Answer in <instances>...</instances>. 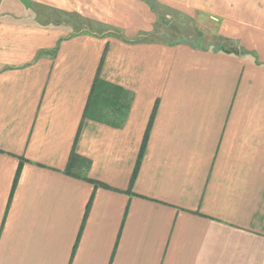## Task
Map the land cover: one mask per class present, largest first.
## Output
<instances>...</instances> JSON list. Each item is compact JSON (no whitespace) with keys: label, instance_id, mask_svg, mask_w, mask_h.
<instances>
[{"label":"crops","instance_id":"obj_1","mask_svg":"<svg viewBox=\"0 0 264 264\" xmlns=\"http://www.w3.org/2000/svg\"><path fill=\"white\" fill-rule=\"evenodd\" d=\"M0 264H264V0H0Z\"/></svg>","mask_w":264,"mask_h":264},{"label":"rangeland","instance_id":"obj_2","mask_svg":"<svg viewBox=\"0 0 264 264\" xmlns=\"http://www.w3.org/2000/svg\"><path fill=\"white\" fill-rule=\"evenodd\" d=\"M152 7H157L154 12L157 16L155 28L141 38L165 40L169 43L190 42L193 45L215 40L213 33L219 26L213 21L217 20L211 21L202 16L187 17L183 11L171 9L161 3H153Z\"/></svg>","mask_w":264,"mask_h":264},{"label":"trees","instance_id":"obj_3","mask_svg":"<svg viewBox=\"0 0 264 264\" xmlns=\"http://www.w3.org/2000/svg\"><path fill=\"white\" fill-rule=\"evenodd\" d=\"M80 163H86V165L89 164L88 161H86L85 159H83V158L80 157L79 155L73 153L72 156H71V158H70V161H69V163H68V165H67V167H66V171H68V173H70V172L73 170V168L78 167V165H79ZM88 166H89V165H88ZM135 176H136V172H135L134 175H133L132 183H133L134 180H135ZM95 184L98 185V184H100V183L96 182Z\"/></svg>","mask_w":264,"mask_h":264},{"label":"water","instance_id":"obj_4","mask_svg":"<svg viewBox=\"0 0 264 264\" xmlns=\"http://www.w3.org/2000/svg\"><path fill=\"white\" fill-rule=\"evenodd\" d=\"M231 53L238 54V51L237 50H232Z\"/></svg>","mask_w":264,"mask_h":264},{"label":"built area","instance_id":"obj_5","mask_svg":"<svg viewBox=\"0 0 264 264\" xmlns=\"http://www.w3.org/2000/svg\"><path fill=\"white\" fill-rule=\"evenodd\" d=\"M216 20V19H215Z\"/></svg>","mask_w":264,"mask_h":264}]
</instances>
